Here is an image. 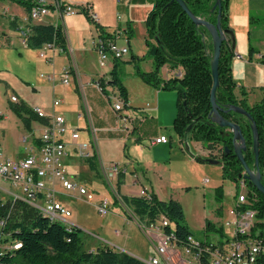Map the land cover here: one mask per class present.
<instances>
[{
	"label": "trees",
	"instance_id": "16d2710c",
	"mask_svg": "<svg viewBox=\"0 0 264 264\" xmlns=\"http://www.w3.org/2000/svg\"><path fill=\"white\" fill-rule=\"evenodd\" d=\"M9 1L22 5L26 13L30 8L27 0ZM169 1L153 0V7L145 20L146 55L152 59L153 68L149 72L137 69V74L146 83L155 87L176 90L177 110L173 119L175 132L181 137L188 131L191 140L203 142L204 150L210 149L212 154L209 158L220 160L223 177L237 183L243 177L244 168L233 150V133L227 127H221L213 122L209 115L213 84L210 67L211 37L203 25H197L192 21L178 2ZM183 1L193 15L211 23L216 22L218 11L220 13L224 39L218 62L219 85L215 101L221 115L239 125L245 139L243 157L248 166L254 169L251 121L228 108L231 105H239L251 115L258 133V166L264 184V96L261 101L249 106L244 98L246 93L242 86L241 98L234 93L236 83L231 74V59L234 53L232 32L228 26V0H220L219 7L214 10L212 8L216 0ZM10 24L14 29L18 28L16 18L10 19ZM95 26L100 35L106 33L101 24L96 23ZM29 27L27 47L39 49L45 43H55L65 49L66 35L61 24L33 23ZM125 30L131 31L129 24ZM253 51L254 48L250 47L249 53L252 54ZM133 59L134 56L131 60ZM122 60L123 58L114 60L108 83L120 84L116 67ZM262 62L264 63V60ZM164 65H167L170 74L167 79L159 76V70ZM120 90L126 101L125 89L120 86ZM11 109L25 124L30 118H41L24 102L13 103ZM83 162L98 176L99 163L96 156L83 159ZM123 179L124 174L120 170L116 180L118 192ZM248 188L257 195L256 207L260 214H263L264 195L255 187ZM216 191L220 197L221 189L218 188ZM119 195L125 206L141 222L154 223L161 215L174 222V233L179 243L185 241L188 234H192L184 221L183 208L177 200H161L154 193L147 196L119 192ZM0 221L3 222L0 223V264H146L143 260L127 252L115 250L109 245H102L96 250L86 249L78 227L63 225L59 221L45 218L35 207L22 200L14 203L7 200L0 204ZM15 244L18 246L14 247Z\"/></svg>",
	"mask_w": 264,
	"mask_h": 264
},
{
	"label": "rangeland",
	"instance_id": "374dc122",
	"mask_svg": "<svg viewBox=\"0 0 264 264\" xmlns=\"http://www.w3.org/2000/svg\"><path fill=\"white\" fill-rule=\"evenodd\" d=\"M65 1L75 5L76 7L80 4H88L99 19H101L100 16L102 14L107 18V21H109L110 24L114 22L113 26H109L110 28H112V33L118 28V21L116 18V15L118 13L122 16L121 24L119 27L125 30L127 29V24L130 25L131 31H124V37L129 38V43L127 44L123 38H119L117 40L118 45H125L128 47V53L116 67V74L119 78L120 84L116 85L114 83H105L104 87L106 96L110 99V105L114 101L119 100L123 106L121 112H126L130 117L131 122V120L134 118L132 113L134 111L137 112V110H134L132 106H135V104L137 105V103H139L141 99L143 100V95H140V91L138 86L136 85V81L142 82L143 84H148L137 74V69L149 72L153 68V62L152 59L148 55H146L147 47L145 39L147 38V29L145 20L140 19L139 16L135 15V17L131 16L132 18H130L131 20L129 21L127 15H124L123 13V8H120V6L148 5L150 3V0H121L119 2V4H121L120 6H118L117 0ZM23 9L24 7L16 2L9 0L0 1V49H8L12 52V56L10 54V57L5 56L4 58L0 59V67L6 69L4 71L8 73L6 74L3 71L0 73V78L2 77L8 82V84H6L5 86H0V108L4 107L11 109V105L14 102L13 100H11V96H15L17 99H19V97H27V99L30 100L29 104L42 98L45 100H50L52 102L54 97L53 93L51 92V87L55 84V82L57 83V81H60L59 77L61 70H56L54 72L55 78H53V81L48 80L44 77H40L47 82V85L44 84L45 87L38 89L39 95L38 93H36V91L33 90V86L36 84L32 80H28V88H24V90H19V88H17L13 76H17L19 78L22 77L21 70L23 69H25L24 73L26 77H28L29 75V77H31L32 79H34L36 76L37 78H39L38 76H40L41 74H52V69L50 66H48L49 64L51 65V63L39 57L40 49L27 47L32 51H24L23 57L20 56V52H22L24 46L20 42L17 29H14L10 24V19L14 18L12 13L17 14L21 18H23L24 16V19L22 20V22L20 21V23L25 24L27 13L25 11L24 15ZM64 17V28L66 32L68 31V36L70 38L72 37V39H79V47H81V49L85 48V51L75 50L73 53L75 61H78L79 68L89 71L90 73L101 71V76L107 75L104 79L105 81L110 79L112 75L113 65L100 67L94 54L87 51L89 50V48H91V42L93 41V38L97 36L95 24L91 22L88 15L84 12H77L75 14L68 16L66 15ZM39 21L41 23H56L55 17L51 14L44 16ZM59 22L61 24V20ZM256 24L258 28H264V16H259L257 18ZM73 30L75 32L74 36L72 35ZM81 43H83L82 46ZM253 45L255 44L253 43ZM255 47L260 46H258L257 44ZM65 49V53L70 55L69 47L66 43ZM51 53V51H47L48 55H51ZM65 53H63L62 55L56 53L54 59V65L56 69H59V67L61 66V62H65V58L63 57ZM239 53L243 57V59H246L247 50L240 51ZM132 56H134L133 60H131ZM44 62L45 65L43 64ZM248 66L250 70L247 68ZM252 72V65L246 64V68L244 69V71L240 69L237 74L235 73V79L237 83H239L240 79L246 81L247 77L251 82H255ZM255 73H257L258 77L260 78L261 75H259L258 71H255ZM159 76H166V69L164 66L160 68ZM259 78L255 83L259 82ZM21 79H23V81L26 80L23 77ZM70 79L71 76L69 77V80ZM10 83H12L13 86ZM23 85L27 84L23 82ZM148 85L156 90L155 86L151 84ZM120 86H122L126 91V101L123 97V94L121 93ZM159 91L163 95L160 100V110L158 112V115H156L157 119L155 121H148L146 123V128H148V133H155L156 130L161 129L163 135L168 137V142H166L163 146L152 147L149 143V136H145L146 139L144 138L141 143L137 144L138 148L143 149V152H140L137 158L138 162H140L143 174L146 175L143 178L145 181L148 179L147 183H151L153 185L154 189L158 191L160 197H162L163 199L172 198L174 200H177L181 204L184 212V221L188 225L190 231L192 232V235L196 239H207L213 241L222 240L224 239V233L227 232V229L224 226V221L228 217V208L233 203V198L236 191L235 182L231 179H225L223 177V170L220 163H207L196 160L195 153L197 151L192 142L194 140L190 139L188 131L185 132L181 137H179V135L173 128V119L177 110L176 90L160 89ZM258 92L259 90H255L253 96L258 94ZM108 98L107 100H109ZM130 99H133L132 105L128 106V101H130ZM146 101H149V99H146ZM153 116L155 117V115ZM151 118L152 117L148 115V120H151ZM7 123H13L11 117H9ZM12 126L15 125L12 124ZM20 128L21 127L19 125V129ZM137 136L138 134H136V137ZM7 140L10 147H15L13 146V142L15 140V137H13V135L9 134L7 136ZM29 143L30 141L28 140L27 145ZM136 143L127 141L125 147L126 155H129L128 151L130 152V155H137L138 152L137 149H135ZM33 147L34 150H36V153L39 149V144L35 141ZM146 159L155 162H145ZM144 163H147L148 166H145ZM137 170L139 173H141L140 166ZM83 178L87 180V182L85 183L88 188L92 189L94 192V201L98 200L99 197L104 194L107 196V198L110 199V201H113V193L110 187L107 184H104L101 178H97L91 175L90 169L86 163L79 162V165L77 166L76 179L79 182ZM114 182H116V179H114ZM123 183L124 182H122L121 186L123 185ZM3 185L5 187L9 186L7 183H3ZM218 188L221 189L220 197L217 196L216 190ZM125 189H127L126 186ZM115 190H117V188ZM1 194V197L5 200V194ZM84 200L86 201V199ZM70 206L74 210V216H72V218L76 216V213H78L80 219H82L83 222H85L90 228L95 229L94 231H99V226L104 223L105 216L100 215L95 210V207L90 205L88 202L78 201L77 199H72V203L70 204ZM108 213H110V211H108ZM44 217L46 218V215ZM59 222L63 225L67 224L63 221ZM170 227L171 229L175 228V223L172 222ZM92 232L93 231L89 232L88 230H81L80 236L82 237V240H84L83 245L85 247H87L86 240L89 239L90 241L92 239H95L94 236L91 235L95 232ZM139 246L144 250H147V246L145 244H139ZM186 258L193 262L189 256H186Z\"/></svg>",
	"mask_w": 264,
	"mask_h": 264
},
{
	"label": "crops",
	"instance_id": "0c3cea01",
	"mask_svg": "<svg viewBox=\"0 0 264 264\" xmlns=\"http://www.w3.org/2000/svg\"><path fill=\"white\" fill-rule=\"evenodd\" d=\"M117 3L118 6L121 5L119 4V2ZM152 7H153V0H150V3L148 5L120 6V8H123L124 10L123 13L124 15L125 14L127 15L129 21L131 20L130 18H132L131 16L135 17V15L139 16L140 19L146 20V17L149 11L152 9ZM23 10L25 15V9ZM12 15L14 18L17 19L18 24L20 21L22 22V20L24 19V16L23 18H21L20 16L14 13H12ZM227 15H228V26L231 29L232 37H233L232 44H233L234 55L231 59V74L234 82L236 83L234 93L238 98H241L240 86H242L241 88H243L246 93L244 98L247 104L249 106H252L255 103L261 101V99L264 96V63L262 62V60H264V37H263L264 28L260 29L256 24L257 18L259 16H264V0H228ZM100 17L101 19H99V24L103 26L104 31L106 33H112L111 32L112 28H110L109 26L111 25L113 26L114 22L110 24L109 21H107V18L102 14ZM64 18L65 17L57 20L59 24H60L59 21L61 20L63 28L65 26ZM37 23H41V22L38 21ZM120 24H121V20L117 22V27H119ZM98 33L99 32L97 31V34ZM72 35L73 36L75 35L74 30ZM67 36H68V31L66 32V44L69 47L70 55L65 53L66 49H64L63 52H59V53L55 52V54L53 55V59L50 62L51 65L50 64L48 65L52 69L51 71L53 77L55 76L54 72L56 70L62 71L63 68L66 66L71 67V75H70L71 81L69 80L70 82H68L67 84H61L62 83L61 81H57V83L55 82V84L51 87V92L53 93V97L61 100L59 105H57L54 108V112L63 115L65 119V124L69 129L78 130L79 141H88L92 144L93 143L95 144L97 151V159L99 163L98 164L99 173L98 176L92 170H90V173L94 177L101 178L104 184H107L110 187L113 193V201L112 200L110 201V199L107 198L105 194L100 196L99 199L96 201H94V199L91 202L87 200L85 201L83 197L77 194L76 191L66 190L58 186L56 198L71 212L69 216L64 218L63 222L70 225H74L78 227L80 230H88L89 232L90 231L95 232V233L92 232L93 234H91L92 236H94L95 238L94 240L93 239L90 241L89 239L86 240L87 247L85 246L84 247L88 250H96L102 245H109L115 250L127 252L128 254H131L145 262L151 256L155 255V243L157 239V234L152 233L151 236H148L145 233L140 223L137 222L136 219H134L133 215L129 213L130 210L122 202L119 192L126 195H138L140 188L146 187L149 190V192L154 193L158 199L168 200L160 197L158 191L154 189L153 185L151 183H147L148 179L146 181L144 180L143 177H145L146 175L143 174L140 162H138L137 159L139 153L143 152V149L138 148L137 144L141 143V141L144 140V138L146 139L145 136H149V140H150L153 137L163 135L161 129L156 130L155 133H148L147 132L148 128H146V123L148 121H155L157 119L156 115H158V112L160 110V100L163 95L159 91L161 88L155 87L156 90H154V88L149 86L148 84H143L142 82L136 81V85L139 88L140 95H143V100L141 99V101L137 103V105L135 104V106H132V108H134V110L136 109L137 112L134 111L132 113L134 118L131 120V122L129 120L128 123H126V125L129 127V130H126L125 123L120 119H117V112L113 110L112 104L110 105V99L106 96L104 84L108 83L107 81L109 79L107 81H105L104 79L106 78L107 75L101 76V71H95L93 73L92 72L90 73L89 71L80 69L78 65V61H75L74 59L73 53L75 50L85 51V48L81 49V47H79V43H80L79 39L76 40V38L72 39V37L70 38L69 36L68 37ZM253 43L255 45H253ZM82 44L83 43H81V46ZM257 44L260 47H255ZM250 47L254 48L252 54H250L248 51ZM245 50H247V55H246V59H243V57L240 55L239 52ZM24 51L27 52L32 50L28 49L27 46H24V49H22V52H20V56L23 57ZM87 51H89V53L94 54L99 65L98 56L95 50L93 49L92 42H91V48H89V50ZM11 53L12 52L8 49L7 50L0 49V55H4V56H0V59L4 58L5 56L10 57ZM56 53L59 55L65 53L63 56L65 58V62L64 63L61 62V66H60L61 68L59 67V69H56L54 65V61H55L54 59ZM237 54H239L241 57H236ZM43 64L45 65V62ZM246 64L252 65L253 67L252 74L254 76L255 82L259 78L258 74L255 73V71H258L259 75H261L258 83H255L254 81L251 82L248 77L246 81L240 79L239 83H237L235 79V73L237 74L240 69L244 71V69L246 68ZM109 65H114V61L112 63L107 64V66ZM100 67H106V66H100ZM164 67L166 69V76L165 77L163 76L162 78L167 79L170 74L167 65H164ZM247 68L249 69V66ZM4 70L6 69L0 67V73L3 71L4 73L8 74ZM24 70L25 69L21 70L22 73L21 76L25 78L27 81L26 80L23 81V79H21L22 77L19 78L17 76H13L17 88H19V90L20 89L24 90V88H28L27 87L29 84L28 80H32L36 84L33 86V90L36 91V93H38L39 95L38 89L45 87L44 84H46L47 82L42 78H40L42 77L41 75L38 76L39 78H37L36 76L34 79L29 77V75L28 77H26ZM23 82H25V84L27 85H23ZM96 82L100 83L102 90L98 89V87L96 86ZM6 84H8L7 80H4L1 77L0 86L1 85L5 86ZM10 84L12 85V83ZM255 90H259V92L258 94L253 96ZM107 98L109 100H107ZM146 99H149V101H146ZM132 100L133 99H130V101H128L129 106L132 105ZM84 101H86V103L91 109L90 112H91L95 131H92L90 129L87 122V118L83 114ZM19 102H24L30 109H32V107L35 105L41 106L47 114H50L53 110L52 102L50 100H45L43 98L38 99L37 101H33V103H31L32 105L29 104L30 100L27 99V97H19V99H17V101H14L13 103H19ZM122 114L127 115L126 112H123ZM148 115L152 117L151 120H148ZM153 115H155V117ZM25 116L28 118L27 115ZM9 117L12 118L13 120L12 124L15 126H12V124L7 123ZM46 122H47L46 118H40V119L30 118L27 124H25L21 120V118H19V116H17L14 113L12 109L4 108V107L0 108V133H1L0 150L3 152L4 155L15 160L22 159L29 154L35 153L36 150H34L33 144L36 141L40 145L39 135ZM18 124L21 127L20 129ZM9 134L15 137V140L13 142V146L15 147L12 146L10 147L8 143L7 136ZM136 134H138L137 137ZM28 140L30 141V143L27 145ZM127 141H132L134 143L137 142L135 145V149H137L138 152L137 155L134 154L130 155L129 151H128L129 155H125L126 152L125 147ZM192 142L197 151L195 153L196 157L204 159L205 144L201 141H192ZM165 143H157L151 146L152 147L163 146L165 145ZM67 148H68L67 149L68 155L66 156L64 161L71 180L86 186L87 189L94 194L93 190L88 188V186L86 185L85 182H87V180L83 178L78 182L76 179L77 166L79 165V162H83V158L79 157L78 155L76 146L69 144ZM198 161L204 162L202 160H198ZM112 162L121 165V169H122L121 171L124 174V179H123L124 183L122 186H120L119 192L115 190L117 187H116V182H114L115 179L114 173L107 172L103 168L106 164ZM145 162H155V161H150L149 159H146ZM144 164L145 166H148L147 163ZM139 166L141 173H139L137 170L139 169ZM125 186L127 187V189H125ZM101 198H107L111 205L109 210L110 213L106 214L107 216L104 215L105 216L104 223L99 226L98 232L94 231L95 229L90 228L85 222H83V220L80 219L78 213H76L75 214L76 216L72 218V216H74V210L70 206V204L72 203V199L88 202L90 205L95 207L96 210V204ZM139 244L140 245L145 244L147 246V250L141 248Z\"/></svg>",
	"mask_w": 264,
	"mask_h": 264
},
{
	"label": "built area",
	"instance_id": "2783aa9c",
	"mask_svg": "<svg viewBox=\"0 0 264 264\" xmlns=\"http://www.w3.org/2000/svg\"><path fill=\"white\" fill-rule=\"evenodd\" d=\"M30 8L27 12L26 23L19 22L17 32L22 45L27 46V35L30 32V25L37 23L46 15L55 17V24L58 19L66 15L77 12H85L93 23L99 24L98 16L92 11L88 4L75 6L65 0H27ZM121 0H117L120 2ZM117 21L122 19L121 14L116 15ZM62 25V23H61ZM63 27V25H62ZM62 31L66 35L63 28ZM124 29L118 27L113 33L100 35L93 38L92 46L98 56L100 66H106L114 60L122 59L128 53V47L118 45V39L123 38L128 44L129 38L124 37ZM124 42V43H125ZM39 57L51 62L55 52H63L64 49L55 43H45L39 48ZM51 51V55L47 54ZM236 57H241L239 54ZM71 67L66 66L60 73V81L63 84L69 82ZM42 77L53 81V74ZM99 90H102L99 82H96ZM11 100L17 101L15 96ZM60 99L54 98L52 101L53 110L47 114L41 106L35 105L32 110L41 118H46L47 122L43 126L39 135V149L36 153L15 160L3 154L0 150V182L7 183L4 187L0 183V204L9 200L14 203L22 200L35 207L44 217L53 221H63L71 212L56 198L57 187L66 190H74L77 194L88 201L94 199V194L86 186L74 182L69 176L64 159L68 155V145H75L79 157L86 159L96 156V146L88 141H79V132L76 129H69L65 124L63 115L54 112V108L59 105ZM112 108L117 112V119L126 125L130 117L122 114L123 106L119 100L112 103ZM90 107L83 102V114L87 118L88 125L95 131ZM120 112V113H119ZM126 130L129 127L125 126ZM168 142V137L159 135L150 139V145ZM183 146V144H182ZM210 149L204 151L205 157H211ZM98 160V159H97ZM107 172L114 173L117 180L121 165L112 162L103 167ZM236 185L233 203L228 208V217L224 221L227 232L224 239L199 240L192 234H188L185 241L177 240L174 229H171V221L161 215L154 223H145L131 212L134 219L140 223L148 236L157 234L155 243V255L151 256L146 264H264V211L260 214L256 207L257 195L249 190L246 179L241 177ZM5 194V200L1 197ZM150 192L146 187H141L138 195L149 196ZM110 202L107 198H101L96 204L97 212L104 216L110 210ZM0 223L3 224L2 221ZM66 225V224H65ZM67 226H71L67 224ZM169 228V230H166ZM223 228V226H222ZM15 244L14 247H17ZM189 256L193 262L188 260Z\"/></svg>",
	"mask_w": 264,
	"mask_h": 264
},
{
	"label": "water",
	"instance_id": "95a60500",
	"mask_svg": "<svg viewBox=\"0 0 264 264\" xmlns=\"http://www.w3.org/2000/svg\"><path fill=\"white\" fill-rule=\"evenodd\" d=\"M173 1H176L179 3L182 9L190 16V18L195 24L203 25L207 29L211 37L212 58L210 61V67H211L213 84L211 87V94H210V101H211L212 107L209 112V115L213 122H215L221 127H227L230 131H232L233 150H234V153L237 159L239 160V162L242 164L244 168V172L242 176L248 181L247 184L249 187H255V189H257L259 192H261L264 195V184L261 181V173H260L259 166H258V155H259L258 133L255 127V124L252 121L251 115L239 105H231L228 108V110H232L234 112H237L239 114L246 116L251 121L252 136H253L252 149L254 152V169L248 166V164L246 163L243 157V151L245 149V139L242 135L239 125L236 122H233V121H230L224 118L221 115L220 109L217 106L216 101H215V98H216L215 93L219 85L218 62H219V57L221 54V44L224 39V32L221 29L220 19H219L220 13L218 11L216 22L211 23L203 18L193 15L183 0H170L169 3H172ZM219 5H220V0H216L215 4L213 5L212 10H214L217 6L219 7ZM196 159L202 160L207 163H221L219 159H215V158L205 157L204 159H201L199 157H196Z\"/></svg>",
	"mask_w": 264,
	"mask_h": 264
},
{
	"label": "bare ground",
	"instance_id": "6f19581e",
	"mask_svg": "<svg viewBox=\"0 0 264 264\" xmlns=\"http://www.w3.org/2000/svg\"><path fill=\"white\" fill-rule=\"evenodd\" d=\"M126 106V105H125ZM129 106V105H128ZM202 240V239H201Z\"/></svg>",
	"mask_w": 264,
	"mask_h": 264
}]
</instances>
